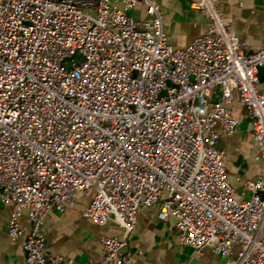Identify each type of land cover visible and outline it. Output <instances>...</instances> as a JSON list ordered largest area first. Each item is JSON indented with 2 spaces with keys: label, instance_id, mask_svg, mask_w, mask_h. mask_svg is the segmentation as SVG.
I'll return each mask as SVG.
<instances>
[{
  "label": "built area",
  "instance_id": "1",
  "mask_svg": "<svg viewBox=\"0 0 264 264\" xmlns=\"http://www.w3.org/2000/svg\"><path fill=\"white\" fill-rule=\"evenodd\" d=\"M220 4L191 0L208 28L176 48L155 0H0V204L11 237L28 218L24 264L63 262L42 229L91 188L84 216L123 232L91 264H134L128 235L154 208L196 253L264 264V161L241 199L218 148L236 100L264 159V49L242 46Z\"/></svg>",
  "mask_w": 264,
  "mask_h": 264
},
{
  "label": "crops",
  "instance_id": "2",
  "mask_svg": "<svg viewBox=\"0 0 264 264\" xmlns=\"http://www.w3.org/2000/svg\"><path fill=\"white\" fill-rule=\"evenodd\" d=\"M164 14V27L172 45L185 48L203 35L208 19L195 10L191 0H155ZM220 8L233 22L242 46L249 51L264 49V0H221ZM141 15L140 6L133 11ZM140 17V16H139ZM264 90V84L261 83ZM239 118L233 136H222L218 148L224 153L229 180L241 199L250 198L244 182L256 180L263 165V157L251 135V123L245 107L234 100L231 105ZM95 195L93 188L75 192V205L65 212H50L42 229V236L52 253L62 257L61 264H91L103 259V239L121 237L123 232L114 222L98 226L84 216ZM10 211L0 204V264H24V241L30 224L21 216L24 234L11 237L8 233ZM264 235V229L263 233ZM127 252L134 264H226V259L211 249L202 254L182 245L176 220L158 218V208L138 214L135 229L128 235Z\"/></svg>",
  "mask_w": 264,
  "mask_h": 264
},
{
  "label": "rangeland",
  "instance_id": "3",
  "mask_svg": "<svg viewBox=\"0 0 264 264\" xmlns=\"http://www.w3.org/2000/svg\"><path fill=\"white\" fill-rule=\"evenodd\" d=\"M129 15L134 16L135 18H139V16H140L139 14H136V13L134 14L133 11L129 12Z\"/></svg>",
  "mask_w": 264,
  "mask_h": 264
}]
</instances>
